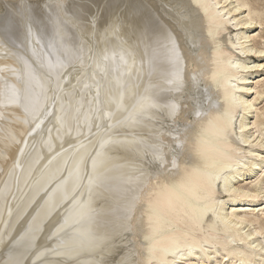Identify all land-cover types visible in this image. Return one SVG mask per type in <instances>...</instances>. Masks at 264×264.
Instances as JSON below:
<instances>
[{"label": "bare ground", "instance_id": "6f19581e", "mask_svg": "<svg viewBox=\"0 0 264 264\" xmlns=\"http://www.w3.org/2000/svg\"><path fill=\"white\" fill-rule=\"evenodd\" d=\"M51 1L0 0V264H264V0ZM50 24L73 55L43 47ZM101 50L114 69L81 89L120 96L118 156L51 175L50 118ZM33 140L48 156L23 170Z\"/></svg>", "mask_w": 264, "mask_h": 264}, {"label": "rangeland", "instance_id": "374dc122", "mask_svg": "<svg viewBox=\"0 0 264 264\" xmlns=\"http://www.w3.org/2000/svg\"><path fill=\"white\" fill-rule=\"evenodd\" d=\"M44 1L47 2V1H51V0H47V1L44 0ZM77 1H79V0H66V1H64V3L68 5V8L69 7L73 8V6L74 7L78 6ZM87 1L88 0H86V1L81 0L82 3H86ZM49 8L45 6L43 11H45V12L47 11L46 13H51L50 12L51 10ZM80 11L79 12L81 14H83V13L85 14V12L83 10H80ZM31 13H32V11H31ZM78 15H79V13H78ZM117 16H118V13H117ZM49 17H51L50 19H52V21L55 20V18H56V19L61 20L63 22L65 21V23H69L68 18L65 16V14H60L57 12L56 14L54 13V18H53V15L49 16ZM69 25H70V27L73 28V26H71L70 23H69ZM54 27H55L54 24H50V27H48L44 30H40L39 35H40L42 41L44 42V43H42L43 47L44 46L46 47L48 44L49 47L53 50L55 57L59 58V59H60V56L62 55L61 51L64 49V47L70 48V51L73 55V53H75V51L77 50V41H76L77 39L74 37V34L71 32L69 34H66L65 32H62L60 30H57V29L55 30ZM101 51L103 52V53L100 52V54L102 53V56H100L99 58H98L99 55L95 57L96 60H99V59L100 60L98 62H96L95 65L89 64L88 69L90 71L88 72V74H87V72H85L84 73L85 76L82 75L79 77V74L74 76L75 80L73 79L72 82L74 84L76 82L77 85L75 84V87L77 89L75 91L73 90V91L64 92L62 101L60 102L61 107L55 108V109H59L58 114L54 118H50V122H52L51 123L52 126L55 125L54 128L58 127V129H60L58 139L56 140V143H55L56 148L54 149V151H56L57 149H63V151H61V153H59L56 156V159L52 160L50 162L51 169L49 170V173L51 175H53L55 173L56 169L60 165V161L63 162V161H65V159H67V161L69 163V167L71 169H73V171L78 170V174L79 173L82 174V167L86 170H87L88 165H91L93 167V161H94V164L96 165V167L98 168L99 167L98 165L101 164V162H103L105 160V158H114L115 156H118V150L117 149H118L119 145H118V138H116L118 136V132H115L118 129V120L114 119L113 115H115L118 112V100H119L118 97H120V96L115 94L114 91L112 93L110 92L111 94L109 92H107V94H109V97L106 94L107 97L113 99V100L110 99L109 100L110 102H108V103H110L111 108L103 109L102 111H100L99 109L94 108L89 104V102L86 99L85 92L82 90V89H88V86H89V89L93 90L94 87L97 86L98 83L96 82V80H98V77H99V72L97 71V67L100 69H102L104 67L107 70H113L114 69L115 64L113 62V58L112 57L109 58L107 56L104 57L103 56L104 51L103 50H101ZM109 61H110V63H109ZM100 64H101V66H99ZM90 68H93L94 71L91 70ZM96 71H97V73H96ZM90 72L94 73V75L91 74ZM91 75H92V77H91ZM89 84L90 85L92 84L94 86H92V85L90 86ZM78 86H79V90H78ZM107 91H108V89H107ZM130 98L131 99H129V97H126V96H125V98L124 97L121 98V101L123 102V105H124L122 108L123 110H125L126 108L128 109L130 106L129 104L134 101L133 95L130 94ZM112 101H113V103H112ZM81 103H82V105H81ZM261 105H264V101L261 103ZM53 106H54V102H53ZM101 107H103V106L100 105L99 108H101ZM60 109L62 111H60ZM68 109H69V111H68ZM85 119L86 120L91 119V122L88 121L87 124L85 123L87 126L84 125V121H86ZM53 120L56 121L57 123L53 124ZM75 121H77V122H75ZM58 124H59V126H58ZM33 141H34L33 142L34 144L32 143L31 145H29L27 147V149L25 150V152L23 153V157H22L23 158L22 159V169L23 170H25L32 163V160L35 158V156H37V153L40 154L39 161L43 160V158L48 156V151L42 149V147H41L42 142L38 141V140H33ZM54 151L52 153H54ZM70 152H71V154H69ZM68 154L70 155V158H68V156H69ZM63 156H66V157H63ZM81 174H80L81 178L78 179V181H77V182H79V184L81 186L88 187L90 184H94V182L97 183L98 181H100L98 178L99 172H97L90 179L87 178V174L85 171H84L83 176ZM100 175H101V172H100ZM86 178H87V180H86ZM76 180H77V178L74 180V183L76 182ZM29 203H30V201L28 203L27 202L24 203L25 209H29V208H27ZM27 215L28 214H26L25 217ZM26 253H24L22 255V257Z\"/></svg>", "mask_w": 264, "mask_h": 264}]
</instances>
